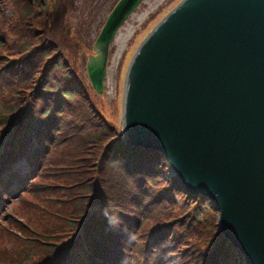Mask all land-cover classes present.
Returning <instances> with one entry per match:
<instances>
[{"label": "water", "instance_id": "water-1", "mask_svg": "<svg viewBox=\"0 0 264 264\" xmlns=\"http://www.w3.org/2000/svg\"><path fill=\"white\" fill-rule=\"evenodd\" d=\"M141 1L117 0L95 38L86 68L98 92L109 44ZM121 126L214 201L246 264H264V0H179L128 63Z\"/></svg>", "mask_w": 264, "mask_h": 264}, {"label": "trees", "instance_id": "trees-1", "mask_svg": "<svg viewBox=\"0 0 264 264\" xmlns=\"http://www.w3.org/2000/svg\"><path fill=\"white\" fill-rule=\"evenodd\" d=\"M42 6L38 11L40 15L37 22L40 20L43 26L37 28V34L34 26L35 41L20 44L17 48L7 47L11 52L8 55L12 57L5 55L3 59L6 62L0 66V81L17 67L22 69L19 73L22 77H33L27 81V88L20 89L23 93L17 97L18 101H24L25 110L11 109L2 127L14 121V139L13 142L9 141L7 149L0 155V170L4 171L12 162L16 140L20 147L23 146L21 155L28 160L29 165L23 169L13 168L14 171L5 182H1L4 178L0 180V197L17 194L19 189L38 195L42 190L40 182L35 179L26 182L27 179L38 174L45 153H48V164L54 156V147L63 146L66 142L71 143L69 153L73 158L70 180L79 179L82 185L79 188L75 185L70 187V204L63 206L60 213L51 212L57 214L54 216L58 221L54 224L58 228L63 222L70 226L67 234L60 240H36L27 249H20L18 254L29 256L32 260L29 264L49 262L52 257L45 258V255L52 252L54 257H58L49 264H103V261L108 264H128L129 250L142 241L146 248H151L148 260L165 258L166 254L190 245L183 241V234L201 233L204 225L210 224L214 242L199 253H193L194 248L191 249L190 254L180 262L244 264L243 260L238 263L234 261L231 253L239 249L221 234L217 224V209L210 199L194 196L183 188L175 174H165L168 163L161 152L132 148L131 144L124 142L120 129L105 125L97 113L98 120L95 121L88 108L82 107L79 100L82 83L66 71L64 60L57 56L54 45L49 41L51 36L45 34L46 31H55L53 28L57 24L52 26L53 21H49L47 3ZM30 7H34L33 3L18 0L13 14L6 12L5 6L0 4V27L11 29L12 21H16L21 28L23 17ZM36 16L35 12L32 20ZM1 46L3 43L0 40V51L4 50ZM22 77L21 80L26 81ZM72 97H75V104L70 111L67 101ZM30 109H33L34 114ZM22 112L27 115L25 118L21 117ZM77 175L81 178H77ZM118 176L125 179L117 180ZM41 177L39 174L38 180ZM114 188L120 190V195L111 203L109 193ZM175 191L187 195L184 197L186 215L182 213L173 225L169 221L155 222L147 231H141L146 220L158 211V204L172 201ZM22 201L28 205L32 203V199ZM207 216L212 219L207 220ZM40 225L45 230L52 229V225L47 222H41ZM80 226L82 233L78 232ZM48 248L52 249L46 251Z\"/></svg>", "mask_w": 264, "mask_h": 264}, {"label": "rangeland", "instance_id": "rangeland-1", "mask_svg": "<svg viewBox=\"0 0 264 264\" xmlns=\"http://www.w3.org/2000/svg\"><path fill=\"white\" fill-rule=\"evenodd\" d=\"M178 1L143 0L127 16L109 44L106 74L101 92L94 90L91 85L87 74L86 61L90 54L95 53L93 49L95 38L116 0H33L31 3L34 7H30L24 15L21 28L16 21H12L11 29L0 27V40L3 43L1 47H4V50L0 51V66L6 62L3 59L6 57L5 55L11 53L6 49L7 47L17 48L20 44L27 42L31 44L35 41L33 40L35 37L34 26L35 34H37V28L43 26H41L40 20L37 22L40 15L38 11L42 9L43 3H47L50 9L48 12L49 21H53L52 26L56 24L57 26L53 28L55 31H48V33L46 31L45 34L51 36L52 39L49 41L52 44H49L54 45L53 49L57 52V56L59 55L64 60L66 71L71 74V77L74 76L75 80L82 83V92L79 96L82 107L88 108L89 113L92 114L91 117L95 121L98 120V116L95 115L97 113L105 125L110 124L122 130V99L128 63L144 36ZM17 3L18 0H0L1 6H5V11L8 13L13 12V14L16 12ZM35 12L37 16L32 20V15ZM45 28L47 29V24H45ZM8 57L12 56L8 55ZM21 70L17 67L10 72L7 78L0 81V135L3 133L4 128H10L6 133L8 135L14 127L13 121L12 124L9 123L2 128L9 111L14 108H21L20 110L26 108V106H23L24 101L22 99L18 101L17 97L23 93V90L20 89L27 88V81L33 79V77L30 78L27 75L22 77V75H19ZM21 77L26 81H22ZM74 100L75 97H72L67 101L70 111L74 109ZM27 101L26 98L25 102ZM33 109L29 111L33 112ZM26 116L24 112L21 113L22 118ZM3 139H0V143ZM13 139L11 133L9 141L13 142ZM15 145L13 157L20 159L23 146L20 147L17 140ZM7 147L8 144L3 145L5 150ZM70 147V142H66L63 146L54 147V156L48 164L46 163L48 153H45L38 174L30 179L40 182L42 190L38 195L34 196L31 191L23 190L11 200H8L5 195L1 197L0 264H29L32 261L31 258L18 254L20 249H27L39 239L60 240V237L66 235L70 230V226L65 222L58 228L54 224L58 221L54 216L57 214H51V212L60 213L63 206L70 204L72 197L70 187L72 185H75L76 188L82 185L79 179L70 180V171L73 165V158L69 153ZM19 164L20 161H17L16 165ZM167 168V172H169V167ZM39 174L42 175L40 180H38ZM76 177L81 178L79 175ZM82 179L87 180L83 177ZM122 179H125V177L118 176L117 180ZM119 195V189L110 190L111 203H114ZM174 196L175 198L171 199L172 201H163L158 204V211L152 218L146 220L141 231H147L148 227L155 222L169 221L173 225L182 213L186 215L187 206L184 204V197H187V195L175 191ZM22 199H32V203L28 205L23 201L21 202ZM209 211L211 210L209 209ZM209 219L212 218H207V220ZM14 221L17 222V225ZM41 222L49 223L52 225V229L45 230L40 225ZM210 226V224L204 225L201 233L183 234L182 239H185L183 241L190 245L183 250L179 248V250H174L173 253L166 254L165 258L148 260L151 248H146L145 243L142 241L141 244L138 243L129 250L128 259L130 257V261L128 264H188L189 260L180 261L190 254L191 249L194 248L193 253H199L214 242L215 237ZM51 249L48 248L46 251ZM52 254H46L45 258ZM231 255L236 263L243 260L241 253L237 250ZM103 264H107V262L103 261Z\"/></svg>", "mask_w": 264, "mask_h": 264}]
</instances>
